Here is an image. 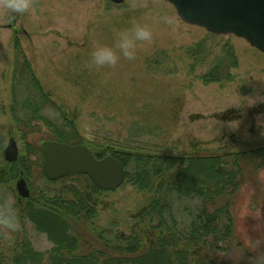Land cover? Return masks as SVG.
Instances as JSON below:
<instances>
[{
    "label": "rangeland",
    "instance_id": "obj_1",
    "mask_svg": "<svg viewBox=\"0 0 264 264\" xmlns=\"http://www.w3.org/2000/svg\"><path fill=\"white\" fill-rule=\"evenodd\" d=\"M160 14L173 17L174 25L159 21ZM136 22L152 28L153 40L138 44L134 60L121 58L114 68L88 67L97 43L114 45L117 32ZM198 44L202 49L194 54ZM16 45L45 99L34 95L33 86L14 80L21 63L15 64ZM226 45L233 49L237 65L228 69L229 79L205 84L201 76L226 56ZM33 96L44 102L36 106L38 115L52 124L48 127L38 118L30 122L38 132L26 139L37 145L49 139L52 128L67 134L76 131L83 144L105 156L113 149L203 154L264 143V53L233 34L212 33L184 22L165 0H123L119 4L35 0L29 13L11 23L7 10L0 6V170L8 163L4 151L10 138L17 143L18 157L23 156L24 143L14 117L33 114V106H24ZM236 122L238 127H232ZM21 178L14 181L12 192L6 191L7 196L15 193L17 200L22 199L16 187ZM33 186L38 187V182ZM142 203L143 195L124 184L104 196L96 222L106 228L115 223L114 230L125 232L130 215L132 222V214ZM232 211L235 240L231 257L261 256L264 168L245 175ZM178 217L184 222L185 214ZM22 226L24 234L0 231L3 264H10L18 237L29 240L40 253L52 248L47 236L30 222Z\"/></svg>",
    "mask_w": 264,
    "mask_h": 264
},
{
    "label": "trees",
    "instance_id": "obj_2",
    "mask_svg": "<svg viewBox=\"0 0 264 264\" xmlns=\"http://www.w3.org/2000/svg\"><path fill=\"white\" fill-rule=\"evenodd\" d=\"M226 46V56L218 58L216 65L201 76L205 84L229 79L228 69L237 65L233 49ZM196 47L194 54L202 49L200 44ZM15 50V64L21 63L20 72L14 71V80L33 86L34 95L45 99L18 45ZM43 103L33 96L24 103L27 109L34 107L32 116L14 117L24 143L23 156L0 170V198L7 196L6 191H13L18 177L25 178L30 196L17 200L16 194H12L21 223L28 221L36 231L44 233L52 248L40 253L33 250L29 240L18 237L19 241L12 246L17 250H13L10 264H264V252L261 256L249 254L248 260L235 259L230 254L235 240L232 205L245 175L264 168V143L203 154L113 149L110 155L125 170L122 186L130 185L143 195V203L132 214V222L130 215L126 223L127 230L118 232L114 230L115 223L106 228L96 222L97 207L107 193L116 190L98 188L87 175L51 180L42 174L40 147L26 137L38 132L30 126L36 118L52 127L38 115L36 106ZM52 129L49 139L84 143L76 131L67 134ZM92 151L97 158L105 156ZM31 156L37 159L31 160ZM37 182L38 187L33 186ZM182 213L184 222L178 217ZM23 227L20 232L24 234ZM4 261L0 251V264Z\"/></svg>",
    "mask_w": 264,
    "mask_h": 264
},
{
    "label": "water",
    "instance_id": "obj_3",
    "mask_svg": "<svg viewBox=\"0 0 264 264\" xmlns=\"http://www.w3.org/2000/svg\"><path fill=\"white\" fill-rule=\"evenodd\" d=\"M121 3L123 0H111ZM171 3L178 16L186 23L197 25L208 32L233 34L245 39L264 53V0H165ZM41 171L47 179L56 180L69 175H87L99 188L118 189L125 180V170L111 155L98 159L86 145H73L56 140H42ZM17 143L10 138L4 159L17 160ZM22 198L29 196L24 179L16 183Z\"/></svg>",
    "mask_w": 264,
    "mask_h": 264
},
{
    "label": "clouds",
    "instance_id": "obj_4",
    "mask_svg": "<svg viewBox=\"0 0 264 264\" xmlns=\"http://www.w3.org/2000/svg\"><path fill=\"white\" fill-rule=\"evenodd\" d=\"M0 6L7 10L9 23L18 15L29 13L35 6V0H0ZM157 19L169 26L174 25V18L160 14ZM153 40L152 28L144 23H133L130 27L120 30L116 34L114 45L97 43L90 52L88 67L97 70L114 68L121 58L134 60L139 43H150ZM232 127H238L236 122ZM22 223L17 201L13 196L0 198V231L9 235L21 230Z\"/></svg>",
    "mask_w": 264,
    "mask_h": 264
},
{
    "label": "bare ground",
    "instance_id": "obj_5",
    "mask_svg": "<svg viewBox=\"0 0 264 264\" xmlns=\"http://www.w3.org/2000/svg\"><path fill=\"white\" fill-rule=\"evenodd\" d=\"M95 185V184H94ZM99 188V187H98ZM101 189V188H100Z\"/></svg>",
    "mask_w": 264,
    "mask_h": 264
}]
</instances>
